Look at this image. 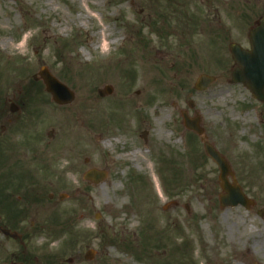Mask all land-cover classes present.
<instances>
[{"label": "rangeland", "instance_id": "obj_1", "mask_svg": "<svg viewBox=\"0 0 264 264\" xmlns=\"http://www.w3.org/2000/svg\"><path fill=\"white\" fill-rule=\"evenodd\" d=\"M263 17L264 0H0V125L37 122L53 133L34 158L40 200L17 204L31 212L19 226L33 231L32 262L264 264V216L219 207L217 167L180 115L200 116L243 191L264 206V104L230 83L228 49L248 48ZM42 68L73 92L70 104L56 105L32 79ZM200 74L215 81L197 90ZM105 86L111 93L100 96ZM89 168L107 177L89 183ZM15 246L0 235V264L16 261Z\"/></svg>", "mask_w": 264, "mask_h": 264}, {"label": "water", "instance_id": "obj_2", "mask_svg": "<svg viewBox=\"0 0 264 264\" xmlns=\"http://www.w3.org/2000/svg\"><path fill=\"white\" fill-rule=\"evenodd\" d=\"M255 25L256 27L253 28L248 35L250 49H243L235 43L229 45L230 54L234 63L237 65L231 73L230 81L231 83L243 84L255 99L264 103V19L256 21ZM39 75L46 85L47 92L51 93L56 103L67 104L72 101L73 93L48 71L43 69L39 72ZM214 80L215 78L212 76L204 74L199 75L195 83V88L203 90ZM107 89L108 87H106V90ZM107 93H109V91H107ZM189 106H192L191 102ZM11 110L14 111L15 107H11ZM181 116L184 127L193 131L201 138L206 155L209 156L218 167V180L221 189L218 195L220 207H234L237 205L248 207L250 201L245 197L241 187L237 184L234 173L231 171L228 162L215 147L206 140L204 130L200 124V117L197 114L193 117H189L186 111H181ZM83 177L92 183H99L106 177V173L97 169H90ZM229 177L231 181H229ZM4 233L15 236L14 233L5 230ZM93 254V251L89 250L86 252L85 258L91 259Z\"/></svg>", "mask_w": 264, "mask_h": 264}, {"label": "flooded vegetation", "instance_id": "obj_3", "mask_svg": "<svg viewBox=\"0 0 264 264\" xmlns=\"http://www.w3.org/2000/svg\"><path fill=\"white\" fill-rule=\"evenodd\" d=\"M34 123L36 122L14 124L10 120H6L4 124L0 125V196H2L0 231L8 229L15 232L17 237L12 238L1 232L0 235L17 244L16 248H21V253L16 256V261L4 258L8 260L6 264H35L30 255L25 254L26 243L31 239L33 231L28 232L27 229L19 226L22 224L23 218L30 215L31 212L17 207L18 202L22 199L25 202L34 201L36 203L34 186H32L34 183V158L38 151L43 153L47 148V132L34 126ZM12 157H18L19 161L22 160L25 163V166L8 165L7 163ZM20 188L23 189L20 190ZM251 200L253 202L250 204V208L255 209L256 215L258 212L263 214L260 212L262 207H256L257 201L252 198ZM30 224L32 225V223ZM44 259L47 260L46 257Z\"/></svg>", "mask_w": 264, "mask_h": 264}, {"label": "bare ground", "instance_id": "obj_4", "mask_svg": "<svg viewBox=\"0 0 264 264\" xmlns=\"http://www.w3.org/2000/svg\"><path fill=\"white\" fill-rule=\"evenodd\" d=\"M101 32H102V37H100L101 44H100L99 47L101 49L100 52H104L105 50H107L109 43L106 42V36L105 35H107V34L105 32V29L101 30ZM1 43H2V45L6 46V47L11 45V43L8 40H3ZM21 47H22V45H19L18 49L21 48ZM158 133H160V131ZM138 153L140 154V150L139 149H135L134 151H132L130 153V155H131L132 158H135ZM245 250L248 252L247 248Z\"/></svg>", "mask_w": 264, "mask_h": 264}]
</instances>
